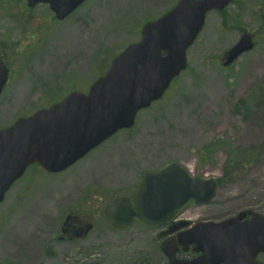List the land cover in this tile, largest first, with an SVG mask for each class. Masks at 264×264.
I'll use <instances>...</instances> for the list:
<instances>
[{"label":"rangeland","instance_id":"rangeland-1","mask_svg":"<svg viewBox=\"0 0 264 264\" xmlns=\"http://www.w3.org/2000/svg\"><path fill=\"white\" fill-rule=\"evenodd\" d=\"M177 1L89 0L57 25L45 6L27 12L25 2L0 0V52L14 67L0 97V128L73 91L87 93L111 60L140 39L143 24ZM244 29L253 50L222 68ZM187 63L164 97L138 113L133 129L117 132L62 174L31 169L13 186L0 205V264H166L158 230L112 231L104 210L130 197L144 172L169 163L218 181L213 205L192 206L194 218L217 222L246 209L264 214V0H235L210 13ZM245 158L247 167L232 164ZM68 212L87 214L95 230L82 242L56 244Z\"/></svg>","mask_w":264,"mask_h":264},{"label":"water","instance_id":"water-1","mask_svg":"<svg viewBox=\"0 0 264 264\" xmlns=\"http://www.w3.org/2000/svg\"><path fill=\"white\" fill-rule=\"evenodd\" d=\"M84 1L27 0V3L30 7L48 4L61 20ZM229 3L230 0H180L163 17L144 25L141 40L129 45L112 61L87 95L71 93L50 109L0 130V202L29 165L38 163L48 173L61 172L117 131L133 127L138 111L159 100L171 81L185 70L186 50L201 31L207 13L222 10ZM252 47L250 36L244 34L226 53L222 66L230 65ZM6 81L7 73L0 63V94ZM214 196L212 180H192L178 164L172 163L158 172L144 173L131 199L116 200L105 210V218L112 229L128 227L134 220L154 228L173 221L191 199L202 204ZM246 214L250 215V221L243 227L234 226L228 240L222 239L225 236L222 227L235 219L196 225L195 234L208 229L214 232L210 236H217V240L204 247L200 243V248L214 252L229 264L253 262L259 253H264V216L248 212L236 220ZM182 237L178 235V242H185ZM160 249L168 264L185 263L176 260L177 248L172 240L165 241Z\"/></svg>","mask_w":264,"mask_h":264},{"label":"flooded vegetation","instance_id":"flooded-vegetation-1","mask_svg":"<svg viewBox=\"0 0 264 264\" xmlns=\"http://www.w3.org/2000/svg\"><path fill=\"white\" fill-rule=\"evenodd\" d=\"M33 9H28L27 8L26 10H27V12H29V10H33ZM48 17L52 20V16L51 15H48ZM0 59L6 64L7 67H9V69H10L9 76H10V80H11L12 76L14 75V67H13L12 60L10 58H8L5 53H2V52H0ZM9 84H10V82L8 83L7 88L9 86ZM212 205H213V203H210L208 205L199 206V207H196V208H205L207 206H212ZM191 206H195V205H190L189 207H191ZM189 207L184 210V212L181 214L180 218L177 220L178 222L179 221H187V222H189V225L187 227H185L184 229H182L183 232H186V231L190 230L195 223L212 221V220H202V218L199 219V220L197 218H194L195 217L194 210H191ZM246 210H241V211L237 212L236 214H233V215H231V216H229V217H227L225 219L219 220L217 222H224V221H227V220L232 219L234 217H237L241 212H244ZM85 220H86V215L85 214H84V216H80L79 219H74V217H73L71 219V222L69 223L68 227L65 230V232L67 233V237H69L71 235H74V230H76L77 228L81 227ZM248 220H249V216L246 215L245 217H243L242 219L237 221V224L238 225H243ZM213 222H215V221H213ZM232 228H233L232 224L228 225V229L229 230H231ZM161 230H164V229H161ZM204 239L206 240L207 237H204ZM194 247H195V245H188V246H186L184 251L180 248L179 251H178V254H177L178 258L190 262V261H194L195 259H197L199 257H203L204 256L203 252L202 253H198V252L194 251ZM182 255H185V257L183 258ZM260 256H262V255H260ZM240 263L248 264V262H240ZM189 264H191V263H189ZM194 264H215V263L212 262V261H202L200 263H194Z\"/></svg>","mask_w":264,"mask_h":264},{"label":"trees","instance_id":"trees-1","mask_svg":"<svg viewBox=\"0 0 264 264\" xmlns=\"http://www.w3.org/2000/svg\"><path fill=\"white\" fill-rule=\"evenodd\" d=\"M249 161V158H245L241 161L233 160L232 164L236 166L240 165L241 167H247L249 165Z\"/></svg>","mask_w":264,"mask_h":264},{"label":"bare ground","instance_id":"bare-ground-1","mask_svg":"<svg viewBox=\"0 0 264 264\" xmlns=\"http://www.w3.org/2000/svg\"><path fill=\"white\" fill-rule=\"evenodd\" d=\"M86 4H84L83 6H85Z\"/></svg>","mask_w":264,"mask_h":264}]
</instances>
